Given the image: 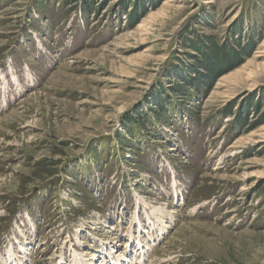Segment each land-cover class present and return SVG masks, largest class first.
<instances>
[{"label":"rangeland","instance_id":"1","mask_svg":"<svg viewBox=\"0 0 264 264\" xmlns=\"http://www.w3.org/2000/svg\"><path fill=\"white\" fill-rule=\"evenodd\" d=\"M107 254L264 264V0H0V264Z\"/></svg>","mask_w":264,"mask_h":264},{"label":"trees","instance_id":"2","mask_svg":"<svg viewBox=\"0 0 264 264\" xmlns=\"http://www.w3.org/2000/svg\"><path fill=\"white\" fill-rule=\"evenodd\" d=\"M68 1L71 2V0ZM127 4V2L123 4L124 9L127 8ZM138 8L140 7L138 6ZM144 10L145 8L143 4L142 11ZM128 17L130 20L134 21V24H137L140 20V17L136 14L135 8L134 12ZM238 46L244 54L246 49L242 47L240 43H238ZM190 47L199 53L201 57L200 60L193 57V59L196 60V63L193 68H189L188 77H178V80L182 83V88L175 87L172 91L180 96H182L188 88L193 91L196 90L199 93L203 90L209 92L224 72H227L242 63L241 51L236 53L234 50H227L224 47L219 48L215 40L209 37H206L201 44H194ZM159 102H162V100L159 99ZM229 108L230 105L225 110V115H232V109Z\"/></svg>","mask_w":264,"mask_h":264},{"label":"bare ground","instance_id":"3","mask_svg":"<svg viewBox=\"0 0 264 264\" xmlns=\"http://www.w3.org/2000/svg\"><path fill=\"white\" fill-rule=\"evenodd\" d=\"M158 210V209H157ZM161 210V209H160ZM162 212V211H161ZM140 227H143V225L141 223H139ZM153 225V224H152ZM166 227V226H165ZM140 245L142 246V249H144L143 245H142V242H140ZM114 252V251H113ZM143 253L145 254V251L143 250ZM116 254V253H115ZM107 256L109 257L110 259V264H123L122 262H125L123 259H121L120 257H117V256H114V255H109L107 254ZM144 258H145V255H144ZM80 259V258H79ZM106 261V260H105ZM127 261V260H126ZM77 264H85L83 262H78L77 261ZM90 264H93V263H90ZM96 264H106L104 262H97Z\"/></svg>","mask_w":264,"mask_h":264}]
</instances>
